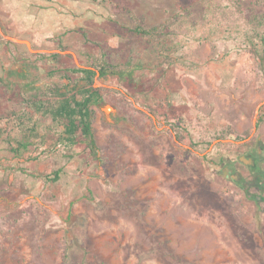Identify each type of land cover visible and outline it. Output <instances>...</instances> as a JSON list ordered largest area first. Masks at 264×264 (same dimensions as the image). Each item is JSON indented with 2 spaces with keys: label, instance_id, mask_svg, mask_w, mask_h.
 <instances>
[{
  "label": "rangeland",
  "instance_id": "1",
  "mask_svg": "<svg viewBox=\"0 0 264 264\" xmlns=\"http://www.w3.org/2000/svg\"><path fill=\"white\" fill-rule=\"evenodd\" d=\"M263 14L264 0H0V264H264L249 51ZM138 23L171 36L140 42ZM100 54L131 73L94 79V159L43 111Z\"/></svg>",
  "mask_w": 264,
  "mask_h": 264
},
{
  "label": "trees",
  "instance_id": "2",
  "mask_svg": "<svg viewBox=\"0 0 264 264\" xmlns=\"http://www.w3.org/2000/svg\"><path fill=\"white\" fill-rule=\"evenodd\" d=\"M45 1L49 2L52 0ZM184 11H187V9H184ZM257 22L260 26H264V14ZM165 28L168 29L167 25L164 24L146 26L138 23L134 27L129 28L127 32L132 34L140 42L146 41L152 43L156 41V44H166V41L171 35ZM257 39L260 44V49L250 45L249 51L254 55L260 69L264 73V33L257 35ZM58 56L60 55H52V57ZM94 61L95 63L90 67H73L72 69L65 70L73 75H79V79L77 80L79 83H82V86L76 84V87L69 91L66 88L67 86L64 85L63 92L59 93V98L56 101L48 102L43 112L58 128L59 137L62 141H66L69 145L84 144L90 156L97 159L99 148L92 132L93 111L90 108L99 97L98 89L94 87V79L96 77L105 78L108 76L120 79L125 78L126 75L129 77L131 73V60H127L126 63L121 64L111 59L107 60L105 59V55L100 54L98 57H95ZM63 71L60 70L59 72L61 73V77L65 78L66 75L63 74ZM35 108V111L38 112L39 108L36 106ZM258 124L256 123V126ZM30 131L32 132L33 130L30 129ZM29 146V141L18 142L17 147L12 150L16 155H19L20 153L22 154L28 151ZM39 178L49 183H56L60 178V172L55 171L50 176H40ZM67 259V255L64 253V264H67Z\"/></svg>",
  "mask_w": 264,
  "mask_h": 264
},
{
  "label": "flooded vegetation",
  "instance_id": "3",
  "mask_svg": "<svg viewBox=\"0 0 264 264\" xmlns=\"http://www.w3.org/2000/svg\"><path fill=\"white\" fill-rule=\"evenodd\" d=\"M250 159H251V160H255L254 157H251ZM263 160H264V159H263ZM254 166H255V165H254V162H253L252 165H251V170H255V167H254Z\"/></svg>",
  "mask_w": 264,
  "mask_h": 264
},
{
  "label": "water",
  "instance_id": "4",
  "mask_svg": "<svg viewBox=\"0 0 264 264\" xmlns=\"http://www.w3.org/2000/svg\"><path fill=\"white\" fill-rule=\"evenodd\" d=\"M106 114L108 113V111H104ZM253 127H254V130H255V128H256V125H255V123L253 124Z\"/></svg>",
  "mask_w": 264,
  "mask_h": 264
},
{
  "label": "bare ground",
  "instance_id": "5",
  "mask_svg": "<svg viewBox=\"0 0 264 264\" xmlns=\"http://www.w3.org/2000/svg\"><path fill=\"white\" fill-rule=\"evenodd\" d=\"M106 110V109H105Z\"/></svg>",
  "mask_w": 264,
  "mask_h": 264
}]
</instances>
